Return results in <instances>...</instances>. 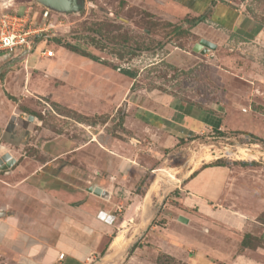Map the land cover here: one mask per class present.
Here are the masks:
<instances>
[{
	"label": "rangeland",
	"instance_id": "374dc122",
	"mask_svg": "<svg viewBox=\"0 0 264 264\" xmlns=\"http://www.w3.org/2000/svg\"><path fill=\"white\" fill-rule=\"evenodd\" d=\"M80 1L64 13L13 0L39 31L36 53L0 58V157L15 160L0 170V264H36L50 248L83 251L87 264H157L162 237L188 260L170 264H264V166L253 161L264 42L246 43L245 58L180 56L209 31L223 39L217 5L258 31L264 0ZM215 162L225 166L200 169ZM195 170L222 183L209 198L185 187ZM119 231L116 258L101 261Z\"/></svg>",
	"mask_w": 264,
	"mask_h": 264
},
{
	"label": "crops",
	"instance_id": "0c3cea01",
	"mask_svg": "<svg viewBox=\"0 0 264 264\" xmlns=\"http://www.w3.org/2000/svg\"><path fill=\"white\" fill-rule=\"evenodd\" d=\"M229 9L231 11L236 12V10H234V9L233 10L231 8H229ZM219 11H220V8H219ZM216 12H217V14H219V18H217L216 22L223 21V22H225V24H229V25H227L228 27H225V33L223 34V37H222L223 39L221 41H217V39H215V41H214V39L212 38L213 34L210 35V33L212 31H209V35H203L202 37H200V38H205V39L210 40L211 42L215 43L216 44L215 49H217L216 52H211L208 50L206 53L202 54V53L193 52L192 50H190L189 52L184 51V53H182V55H180V56H182V58H201V59H205V60H206V58H211V57H213V58H245V56L243 54V52L245 51V48H246L245 45H246V43L248 44L250 41L251 42L249 45H251V47H254L256 49V52L259 50V45L262 42H264V26L261 29H259L258 31L253 33V31H251V23L247 25L243 21V19H244L243 16L238 15L237 12H236L237 15L235 16L234 20L231 23L229 22V12H227V11H223V12L220 11V13H218V11H216ZM226 15H227V17H226ZM251 32L253 33L252 37L247 36V33L251 34ZM260 54H261V58H262L261 60L263 63L262 67L264 70V49L261 51ZM256 56H257V54L254 51V58H257ZM210 110H211V108H210ZM166 111H167V109H166ZM167 112L172 113V111H167ZM184 116L187 118H190L188 115H184ZM193 120H195V119H193ZM195 121L190 123V125L195 126L196 125ZM197 123H198V121H197ZM221 185H222V183L217 182L216 178H212L211 180L207 181L206 177L203 176L202 173L198 172V174L195 175L193 178H189L187 180L185 187L187 189H190L191 193H196L198 196L200 194H204V192L206 191L205 193L207 196V195H210V194H208V193H211L210 190H212L213 188H216V187H220ZM201 186H203V187H201ZM207 197L209 198L210 196H207ZM109 216H112V215H109ZM113 217L114 216H112V219H113ZM112 219L109 222L105 220V222L110 223L112 221ZM100 221H99V224L101 223ZM6 222L8 224V228H11L14 230L15 226L13 225V219L9 217L6 219ZM153 238H155V237H153ZM173 239L176 240L178 243L180 242V240L177 238L173 237ZM176 241H174V243H176ZM161 242H162V244H161ZM159 244L161 247V250H160L161 252L170 254L171 256L175 257L176 259H180L182 261L188 262L187 258L180 257V255H179L180 254V252H179L180 247L179 246L172 244V243L169 244V243L165 242L163 237L160 239ZM36 246H38V247L32 248L33 256L39 252V245L37 244ZM69 250L70 251L67 250L65 254L63 252H60V253L64 254V257L61 261L58 262L57 257L60 253L57 254L56 251L53 250L52 248L46 249L44 252H42L43 253L42 256L39 259H36V264H55L56 262H58V264H87L88 263L87 260H85V257H81L83 254V251L79 252V250H78L76 252V251L71 250V249H69ZM108 253H109V248H108L107 253H105V251H104L103 256L100 258L101 261L102 260L104 261L105 258L107 259ZM147 255H149V253H146V256ZM202 256H205V255H202ZM152 263L155 264L154 262H152Z\"/></svg>",
	"mask_w": 264,
	"mask_h": 264
},
{
	"label": "built area",
	"instance_id": "2783aa9c",
	"mask_svg": "<svg viewBox=\"0 0 264 264\" xmlns=\"http://www.w3.org/2000/svg\"><path fill=\"white\" fill-rule=\"evenodd\" d=\"M38 31L29 25L26 14H19L13 7V0H0V58H14L17 55H31L36 53L35 44L38 39ZM44 57H52V50H43ZM258 157L253 160L264 166V149L257 151ZM64 257L60 253L57 261ZM56 262L55 264H58Z\"/></svg>",
	"mask_w": 264,
	"mask_h": 264
},
{
	"label": "trees",
	"instance_id": "16d2710c",
	"mask_svg": "<svg viewBox=\"0 0 264 264\" xmlns=\"http://www.w3.org/2000/svg\"><path fill=\"white\" fill-rule=\"evenodd\" d=\"M219 8H220V11H227V12H229V22L231 23L233 20H234V18H235V16L237 15V13L236 12H234V11H231L229 8H227L226 9V7H223V5H217V11H218V13H220V11H219ZM219 15V14H218ZM226 17H227V15H226ZM202 17H200V18H198V20H196V21H202ZM222 22V24H223V26L224 27H228L227 25H229V24H225V22H223V21H221ZM228 22V21H227ZM70 50H72V51H74V52H77V53H79L80 55H82V56H84V57H88V58H90V59H92V60H95V61H97L98 60V58H96L95 56H91L90 54H88L87 52H85L84 50H80V49H78L76 46H72V45H69V44H67L66 45ZM103 63V62H102ZM119 71L122 73V74H124V75H126V76H128V77H131V78H134L135 77V72H133V71H131V70H129V69H120L119 68ZM176 106V104H173V107L175 108V109H178V107H175ZM182 110H183V113L184 114H186V115H189L190 114V106H188V108H185V107H183L182 108ZM206 114L208 115V116H206ZM213 113L211 112V111H209V110H206V111H203V113H202V118H201V121L202 122H205V123H208V124H210L211 126H212V128L214 127V131H216V132H218L219 134H221L222 135V133L223 132H221L219 129H218V123L216 122L215 124L212 122V118H211V115H212ZM214 124V125H213ZM260 141H261V143L263 144V146H264V140L263 139H259ZM180 142L182 141V139H180L179 140ZM251 163V162H250ZM208 166H225L224 164H222V163H220V162H215V163H210V164H204L203 166H202V168H200V169H204L205 167H208ZM198 172H199V170H195V171H193L191 174H190V176H189V178H193L195 175H197L198 174ZM250 236V234H245L244 235V237H243V239H242V241H241V244L242 245H244L245 247H247L248 246V242H247V237H249ZM138 246V244H133V246H132V248H136ZM103 253V252H102ZM158 257H161L160 259H158ZM158 257L156 258V263L157 264H170V262H174V261H177L178 262V259H176L175 257H173V256H171V255H169V254H167V253H163V252H161L160 254H158ZM164 257V259H162Z\"/></svg>",
	"mask_w": 264,
	"mask_h": 264
},
{
	"label": "water",
	"instance_id": "95a60500",
	"mask_svg": "<svg viewBox=\"0 0 264 264\" xmlns=\"http://www.w3.org/2000/svg\"><path fill=\"white\" fill-rule=\"evenodd\" d=\"M40 4L64 13L76 12L83 7V2L80 0H36ZM216 48V44L207 40L205 38H200L198 42L194 43L192 46V51L197 53H206L208 50H214ZM14 158L10 157L8 153L3 154L0 157V170H5L10 167L14 163ZM95 194H103V196H107L104 194L103 190L100 189H90ZM164 199V198H163ZM100 219H105L106 221H110L112 216L106 215L105 212H100L98 214ZM184 221V220H183ZM135 243V242H134Z\"/></svg>",
	"mask_w": 264,
	"mask_h": 264
},
{
	"label": "bare ground",
	"instance_id": "6f19581e",
	"mask_svg": "<svg viewBox=\"0 0 264 264\" xmlns=\"http://www.w3.org/2000/svg\"><path fill=\"white\" fill-rule=\"evenodd\" d=\"M122 238H123V232L122 231H119L117 234H116V237H114V241L112 243V248L113 249H110L109 250V253H108V256H107V259L110 260L112 258H116L115 255H117V247L118 246H121V243H122Z\"/></svg>",
	"mask_w": 264,
	"mask_h": 264
}]
</instances>
